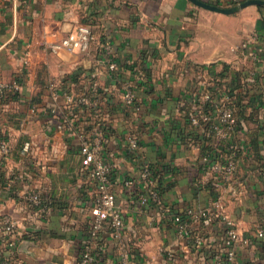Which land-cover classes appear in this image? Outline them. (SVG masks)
<instances>
[{"label": "crops", "instance_id": "crops-1", "mask_svg": "<svg viewBox=\"0 0 264 264\" xmlns=\"http://www.w3.org/2000/svg\"><path fill=\"white\" fill-rule=\"evenodd\" d=\"M203 1L230 7L247 0ZM80 23L94 32L88 51L50 49ZM109 57L119 78L108 68ZM0 81L17 82L0 100V141L12 148L0 167V214L17 221L21 241L14 256L22 263L81 264L97 189L80 134L99 124L124 218L122 238L103 232L101 264H119L124 245L133 264H215L226 223L186 210L213 208L218 198L248 240L235 242L233 264H264L263 3L226 13L193 0H3ZM128 85L135 92L131 105L124 99ZM204 90L218 101L220 94L232 95L239 119L234 132L223 127L210 134L208 122H192ZM65 91L98 92L99 113L73 106ZM208 112L216 114L217 107ZM60 122L67 123L64 130ZM232 142L241 146L238 167L231 181L221 182L208 165L225 158ZM146 164L162 209L141 201ZM35 189L43 193L42 205H30L27 195ZM173 214L203 238L200 246L181 236Z\"/></svg>", "mask_w": 264, "mask_h": 264}, {"label": "built area", "instance_id": "built-area-1", "mask_svg": "<svg viewBox=\"0 0 264 264\" xmlns=\"http://www.w3.org/2000/svg\"><path fill=\"white\" fill-rule=\"evenodd\" d=\"M3 0H0L2 2ZM95 40L94 32L90 24L80 23L69 30L60 40L52 43L49 47L52 51L58 52L61 49H67L71 52H86L90 49ZM108 68L118 78L120 77V69L118 63L111 57L107 60ZM14 84H5L0 81V99L7 89H11ZM66 98L73 106L83 107L89 106L91 113L98 114L100 111L98 92L82 93L80 95L72 94L65 91ZM201 98H199V96ZM196 98V110L192 113V122L201 124L208 122V133L213 130L219 132L221 128L227 127L230 132H234L239 126V119L236 109L232 103V95L230 93L220 94V99L213 96L209 90H204ZM125 102L128 105L134 104L135 92L132 86L128 85L124 94ZM87 106V107H88ZM217 107V113L208 112L210 108ZM208 108V109H207ZM67 123L60 122L58 128L64 130ZM207 128V127H206ZM133 147L137 146L135 138H131ZM10 142L3 138L0 141V167L11 154ZM241 146L236 143H230V152L225 158L216 156L208 165V170L215 173L221 182L231 181L238 167V152ZM80 150L81 154L90 168V178L95 184L97 194L95 198V216L91 222L90 229L92 237L84 242L81 246L79 254V262L81 264H101L103 254L106 251L107 244L104 240L103 232H110L116 238H122L124 218L117 204L116 194L112 189L113 185V164L108 159L105 151V136L100 125H95L90 132L80 134ZM261 165L264 172V148L262 150ZM141 179L145 182L146 191L141 196V201L147 203L152 200L164 208V204L153 175L150 164L144 165L141 173ZM28 199L31 206L42 205L45 201L43 193L40 189L31 190L28 193ZM45 207V205H43ZM42 211L45 208L41 209ZM187 215L192 217H202L208 220H213L218 217L227 225V236L224 240L223 252L215 256V264H233L236 259L235 242L248 240L241 238L240 233L234 228V222L227 213L225 206L220 198L214 202L213 208H205L196 210L189 208L186 210ZM172 218L179 225V232L186 240H193L198 246L202 244L201 236H193L181 214H173ZM263 232H260L262 235ZM21 236L18 231L16 219L8 213L0 214V264H26L22 263L18 257H15V252L18 249ZM123 250L119 252V264H133L128 246H122ZM173 253L169 252V256L173 257Z\"/></svg>", "mask_w": 264, "mask_h": 264}, {"label": "water", "instance_id": "water-1", "mask_svg": "<svg viewBox=\"0 0 264 264\" xmlns=\"http://www.w3.org/2000/svg\"><path fill=\"white\" fill-rule=\"evenodd\" d=\"M195 3L199 4V5H202V6H205V7H208V8H211V9H214V10H219V11H222V12H226V13H230V12H235V11H238L240 10L243 6L249 4L250 2H259V3H263L264 4V1L263 0H247L245 2H242L238 5H235V6H230V7H222V6H218V5H213V4H210V3H207V2H204L203 0H193Z\"/></svg>", "mask_w": 264, "mask_h": 264}, {"label": "trees", "instance_id": "trees-1", "mask_svg": "<svg viewBox=\"0 0 264 264\" xmlns=\"http://www.w3.org/2000/svg\"><path fill=\"white\" fill-rule=\"evenodd\" d=\"M9 89H7L6 91H5V93L3 94V97L5 96V94L7 93V91H8ZM3 97H2V101H3ZM1 100V99H0ZM0 175H1V168H0ZM158 186H159V184H158ZM89 237H92V234H91V229L89 228Z\"/></svg>", "mask_w": 264, "mask_h": 264}]
</instances>
